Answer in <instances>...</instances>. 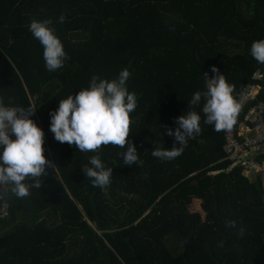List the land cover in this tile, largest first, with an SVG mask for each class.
<instances>
[{
	"label": "trees",
	"instance_id": "obj_1",
	"mask_svg": "<svg viewBox=\"0 0 264 264\" xmlns=\"http://www.w3.org/2000/svg\"><path fill=\"white\" fill-rule=\"evenodd\" d=\"M32 19L52 20L67 54L61 68L46 70ZM260 38L264 0H0V103L34 108L53 163L26 197L9 184L0 264H264V185L226 158L225 130L204 123L202 105L191 109L201 133L180 156L151 155L173 146L165 128L205 89L212 66L240 96L264 64L249 52ZM125 68L136 97L128 139L142 163L124 165L123 149L112 145L80 152L57 142L49 113L60 98L93 74L111 80ZM96 154L112 168L104 190L82 171Z\"/></svg>",
	"mask_w": 264,
	"mask_h": 264
},
{
	"label": "clouds",
	"instance_id": "obj_2",
	"mask_svg": "<svg viewBox=\"0 0 264 264\" xmlns=\"http://www.w3.org/2000/svg\"><path fill=\"white\" fill-rule=\"evenodd\" d=\"M64 19L61 14L58 22L63 23ZM28 30L43 47L46 70L61 68L67 54L52 20L32 19ZM249 52L258 63H264V38L254 40ZM211 71L214 74L211 78L203 73L205 89L192 94L188 100V111L175 118L174 128H165V134L173 137V146L153 147V157L171 161L181 155L189 139L200 135L201 115L191 110L192 106L202 105L200 111L204 115V123L212 125L215 131L233 126L239 111L233 87L215 66ZM129 76L127 68L111 80L93 74L87 87L60 98L57 107L49 113L48 130L53 138L59 143L73 145L80 152H97L102 145H112L123 149L124 165L139 166L142 161L137 147L128 139L129 114L136 108L135 94L126 87ZM33 111L32 107H10L0 103V184L12 185V192L18 198L28 196L31 188L40 189V177L46 175V168L53 165L44 154V130L32 119ZM82 171L93 187L104 190L111 183L112 168L106 167L98 154L89 157ZM26 179L32 183H25ZM226 226L235 228L236 222L230 221ZM239 234H244L243 227L239 228Z\"/></svg>",
	"mask_w": 264,
	"mask_h": 264
},
{
	"label": "built area",
	"instance_id": "obj_3",
	"mask_svg": "<svg viewBox=\"0 0 264 264\" xmlns=\"http://www.w3.org/2000/svg\"><path fill=\"white\" fill-rule=\"evenodd\" d=\"M236 102L239 104L236 119L246 111L237 126L224 131L223 150L233 165L241 167L246 176H258L264 185V64L254 72L252 82ZM44 144H47L45 133ZM9 187L7 183L0 184V219L10 216V203L5 195Z\"/></svg>",
	"mask_w": 264,
	"mask_h": 264
},
{
	"label": "rangeland",
	"instance_id": "obj_4",
	"mask_svg": "<svg viewBox=\"0 0 264 264\" xmlns=\"http://www.w3.org/2000/svg\"><path fill=\"white\" fill-rule=\"evenodd\" d=\"M193 205H194V208H198V202L194 201V204Z\"/></svg>",
	"mask_w": 264,
	"mask_h": 264
},
{
	"label": "crops",
	"instance_id": "obj_5",
	"mask_svg": "<svg viewBox=\"0 0 264 264\" xmlns=\"http://www.w3.org/2000/svg\"><path fill=\"white\" fill-rule=\"evenodd\" d=\"M254 177V176H253ZM254 178H256V177H254Z\"/></svg>",
	"mask_w": 264,
	"mask_h": 264
},
{
	"label": "water",
	"instance_id": "obj_6",
	"mask_svg": "<svg viewBox=\"0 0 264 264\" xmlns=\"http://www.w3.org/2000/svg\"><path fill=\"white\" fill-rule=\"evenodd\" d=\"M257 178H258V176H257Z\"/></svg>",
	"mask_w": 264,
	"mask_h": 264
}]
</instances>
